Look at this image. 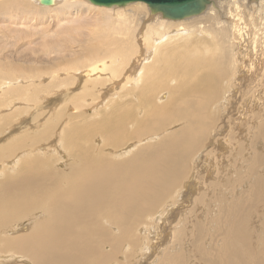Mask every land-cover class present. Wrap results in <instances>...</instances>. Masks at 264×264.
<instances>
[{"label": "bare ground", "instance_id": "bare-ground-1", "mask_svg": "<svg viewBox=\"0 0 264 264\" xmlns=\"http://www.w3.org/2000/svg\"><path fill=\"white\" fill-rule=\"evenodd\" d=\"M30 1L68 10L0 15L3 47L39 49L0 55V106L13 104L0 115V264H264V0H210L178 20L142 1ZM116 80L111 109L89 120L84 102ZM59 121V146L45 144Z\"/></svg>", "mask_w": 264, "mask_h": 264}, {"label": "rangeland", "instance_id": "rangeland-1", "mask_svg": "<svg viewBox=\"0 0 264 264\" xmlns=\"http://www.w3.org/2000/svg\"><path fill=\"white\" fill-rule=\"evenodd\" d=\"M35 4V5H34ZM21 5V6H20ZM61 5V4H60ZM59 5V7H58V5H56V8L55 9H53V11L51 10H49V9H46L45 10V8L43 9L42 7H40V5L39 4H37L36 2L35 3H33V2H29V0H22L21 1V3L20 4H15V5H13L12 6V9H13V7H14V9H16V7H19V9L21 10V11H19V12H16V11H14V9L12 10L11 9V11L9 10L8 12L7 11H5V10H0V15H3L4 13V15H7V13L8 14H13V15H15V16H22V15H26V14H28L29 13V15H27V16H32L33 14H35V15H37L36 17H38L39 16V14H40V16L42 15V16H46V14H47V17H49V16H55V14H59L60 12H65L66 10H68V8H66V7H64L63 5H62V7L63 8H61L62 10H64V11H61V9H60V6ZM24 8H23V7ZM36 6H39L38 8L36 7ZM26 7V8H25ZM36 8V9H35ZM58 8V9H57ZM84 9H86V8H88V6H86V8L85 7H83ZM29 9H31V11L29 10ZM32 9H34V11L32 10ZM59 11V13L57 12V11ZM23 11V12H22ZM45 11H47V12H45ZM50 11V12H49ZM7 12V13H6ZM27 12V13H26ZM31 12V13H30ZM21 13H23V14H21ZM53 13H55V14H53ZM18 14V15H17ZM52 14V15H51ZM35 15H33L32 17H34ZM140 29V28H139ZM138 29V30H139ZM137 30V31H138ZM0 35H1V32H0ZM135 37L136 38H134L135 39V41H137L136 43L138 44V46H140V43H138V42H140V33H139V36L138 35H136L135 34ZM5 38V37H4ZM3 38V39H4ZM24 41L20 44V41H21V39H18V40H15V41H11V43L14 45V46H12V45H5V47H3L2 46V42H0L1 44H0V55H1V57H2V60H17V59H21V58H33V56H34V54L35 53H37L38 51H39V49H35L34 48V44L33 43H29L26 39H23ZM20 44V45H19ZM16 45H18V46H20L19 48H22V47H25L26 46V48H24V49H26V52L28 53L25 57H21V51L23 50V49H16L15 48V46ZM33 51V52H32ZM22 63V62H21ZM37 66V65H36ZM60 72H62V70L60 71ZM71 74L72 73H70V74H67V75H63V74H60V75H58V76H56V78L55 79H62V78H69L70 76H71ZM19 75V74H18ZM67 76V77H66ZM47 77H48V75H47ZM54 77H52L51 75L49 76V81L51 82L52 81V79H53ZM119 80H121L122 79V75H121V77L120 78H118ZM54 80V79H53ZM119 80H116V82H115V84L112 82L111 84H113V86L112 87H114L115 86V88L114 89H112V90H110V87L108 86H105L104 88H103V90L101 91L102 92V94L103 95H100V99H99V97L94 101V102H96L97 100V103H93L92 101H90V100H86L85 102H84V104H86L84 107H82L81 108V110L84 108V110H82V113L84 112V115H87V114H90V115H88V117H89V120H92V121H95L96 119H99L100 117H101V114L103 113V112H108L109 110H108V108L109 109H111V107H110V102L112 101V99L110 98V97H108V96H110L111 95V97H112V93H116L117 94V92L116 91H118V93L120 92V90H122V89H120L119 88V86H120V81ZM1 81H3V80H1ZM119 81V82H118ZM118 83V84H117ZM120 83V84H119ZM117 85V86H116ZM116 87H118V88H116ZM116 89V90H115ZM119 89V90H118ZM114 90V91H113ZM112 92V93H111ZM163 92V91H162ZM54 93V92H53ZM105 93V94H104ZM116 94H113V95H116ZM160 95V92L158 93V96ZM51 97H54V96H50V97H48V98H51ZM108 97V98H107ZM117 97H119L118 95H116L115 97H114V99H116ZM14 99V98H13ZM104 99H105V101L107 102V100H111V101H108L107 103L104 101ZM107 99V100H106ZM113 99V100H114ZM89 102V105H87L88 104V102ZM103 101V102H102ZM238 101H240V99H238ZM237 101V102H238ZM15 102L18 104V102H19V100H15ZM60 103H62V102H60ZM91 103H93V104H91ZM100 103H102L101 105H99V107H98V104H100ZM5 104H7V102L5 103ZM66 104H67V106H66ZM96 104V105H95ZM104 104H106V105H104ZM122 104V103H121ZM13 105V104H12ZM12 105H2V106H0V112H1V116H3L4 114H6V113H8V112H10L9 111V107L10 106H12ZM39 104H37L36 106H38ZM107 105H109V106H107ZM4 106H5V108H4ZM55 106V105H54ZM54 106H52V107H49L48 109H46V110H43V109H41L42 111H43V113L41 114L40 112H42L41 110H40V112H38V113H40L41 114V116L40 117H42L41 119H40V121L39 122H41V121H43L44 120V118H43V116H45L46 114H48L49 113V115H50V113H51V115H52V118L55 116H53V113H54V110H55V108H54ZM71 106V104H69L68 105V103L66 102V103H62L61 104V111L63 112L62 114H64L63 115V117L66 115V117H65V119H63V121H65L66 120V118H67V115L70 113V109L71 108H69ZM86 106H88V107H86ZM93 106V107H92ZM102 106V107H101ZM68 107V108H67ZM104 107V108H103ZM4 108V109H3ZM93 108V109H92ZM98 108V109H97ZM106 108V109H105ZM52 109H53V111H52ZM87 109V110H86ZM98 111H96V110ZM6 110V111H5ZM50 110V111H49ZM8 111V112H7ZM31 112L33 113V114H35L34 113V107H31ZM68 112V113H67ZM95 112V113H94ZM98 114H97V113ZM94 113V114H93ZM36 114H37V112H36ZM96 114V115H95ZM236 117L238 116V118H240L241 117V114H239L238 115V113H233ZM233 114H232V116H233ZM98 115V116H97ZM93 116V117H92ZM234 116V117H235ZM62 117V118H63ZM234 118V119H237V118ZM93 118V119H92ZM61 121V120H60ZM59 121V123H57L56 124V129L54 130L55 132H54V135L55 136H53L52 135V137L50 138V141H49V139H48V141L46 140V139H44L45 140V144H47V145H49V144H51L52 146H54V145H57V146H59L58 144H59V142H58V139H57V136H56V133L57 132H59L60 130H61V128H62V126H60L61 124H62V122H60ZM38 122V123H39ZM218 123H219V125L220 126H222L223 125V120L221 119V117H219L218 118ZM229 123V122H228ZM25 124H27V123H25ZM24 124V125H25ZM24 125H21V126H24ZM173 125H175V123L173 124ZM173 125L171 126V127H173ZM60 126V127H59ZM170 127V128H171ZM130 128V127H129ZM4 129V128H3ZM3 129H1V130H3ZM25 128H23V130H24ZM1 130H0V139L2 138V136L4 137V135H6V132H1ZM57 131V132H56ZM6 137H8V136H6ZM56 137V138H55ZM9 138H5V140H0V143L2 144V143H5L7 140H8ZM233 140H235L236 141V136H235V138L233 139ZM46 141L48 142V143H46ZM57 141V142H56ZM133 141V140H132ZM131 140L129 141V142H132ZM95 143H96V141H95ZM50 145V146H51ZM234 146V145H233ZM256 147H257V149L259 148H261V145H259L258 143L256 144ZM262 149H260V151H261ZM62 162H63V159L61 160ZM1 164V163H0ZM2 174V172L0 171V175ZM235 192H236V190H235ZM235 192H234V196H235ZM237 193H239V192H237ZM238 197H242V194L240 195V196H238ZM223 201H224V204L225 205H229L230 203H227L228 201H225L224 199H223ZM223 204V203H222ZM232 204H235V203H232ZM224 205V206H225ZM206 208V213H205V216L207 217V221L209 222H211V220L208 218L209 216L213 219V218H215V217H217V210L215 209V207L213 206V207H211V208H207V207H205ZM36 212H38V211H36ZM222 211H220V217L222 216ZM256 216V219H257V215H254L253 217H255ZM27 217H25V218H23V219H21V220H19V221H17V224H19V223H26V221L28 222V219L29 218H27V220H25ZM223 219V218H222ZM264 219V215L261 217V219H260V221L261 220H263ZM225 222H227V221H229V220H225V219H223ZM253 220H254V218H252V225L253 226H255L256 227V225L258 224V223H256V222H253ZM25 221V222H24ZM260 221H258V222H260ZM13 226V225H12ZM14 228V227H13ZM252 230V232L253 233H255L256 232V230H253V229H251ZM190 241V240H189ZM18 259H20V258H18Z\"/></svg>", "mask_w": 264, "mask_h": 264}, {"label": "water", "instance_id": "water-1", "mask_svg": "<svg viewBox=\"0 0 264 264\" xmlns=\"http://www.w3.org/2000/svg\"><path fill=\"white\" fill-rule=\"evenodd\" d=\"M96 5H123L128 2H145L151 11L160 12L164 18L182 19L200 14L210 0H89ZM41 4H51L52 0H40Z\"/></svg>", "mask_w": 264, "mask_h": 264}]
</instances>
